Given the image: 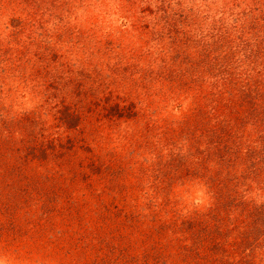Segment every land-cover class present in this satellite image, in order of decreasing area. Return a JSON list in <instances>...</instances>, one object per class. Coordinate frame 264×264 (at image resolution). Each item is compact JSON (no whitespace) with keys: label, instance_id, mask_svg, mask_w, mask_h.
Instances as JSON below:
<instances>
[{"label":"rangeland","instance_id":"1","mask_svg":"<svg viewBox=\"0 0 264 264\" xmlns=\"http://www.w3.org/2000/svg\"><path fill=\"white\" fill-rule=\"evenodd\" d=\"M0 264H264V0H0Z\"/></svg>","mask_w":264,"mask_h":264}]
</instances>
